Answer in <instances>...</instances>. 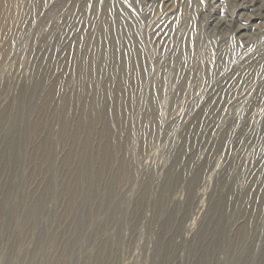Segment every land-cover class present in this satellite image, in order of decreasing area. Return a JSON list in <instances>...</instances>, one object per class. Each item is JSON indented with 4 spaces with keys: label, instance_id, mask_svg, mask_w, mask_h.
<instances>
[{
    "label": "rangeland",
    "instance_id": "374dc122",
    "mask_svg": "<svg viewBox=\"0 0 264 264\" xmlns=\"http://www.w3.org/2000/svg\"><path fill=\"white\" fill-rule=\"evenodd\" d=\"M64 1L21 0L12 11V24L0 32V156L7 144L3 137L12 136L13 129L7 130L10 116L18 112L19 101L24 103L21 111L26 113L22 126L13 133L15 142L18 140L14 143V160L0 164V202L9 200L10 203L0 216V231L16 227L12 219L16 203L19 205L17 217L22 220L20 226L26 228L27 214L22 207L25 195L40 198L38 200L43 198L44 201L48 187L59 188V191L64 188L59 183L62 173L65 175L64 185L71 177L72 171L67 168L70 166L62 168V164L72 143L70 128L78 116L73 100L80 89L79 70L75 68L74 57L67 58V53L52 64L49 49L53 42L62 40L60 35L67 29L73 34L79 29L87 38L95 22L65 25L67 9L63 6ZM119 1L131 7L140 18L142 37L150 57L149 87L140 97L137 94L134 106L137 102L145 106L147 94L154 90L158 97L159 122L155 138L143 148L139 137V144L136 142L133 152L129 153L132 177L122 185L118 201L112 205L115 208L113 221H110V175L102 193L105 209L97 218L95 227L106 232L107 246L111 249L108 264H262L264 17L248 16L264 14V0H171L174 8L161 0ZM243 1L259 7L251 12V8L239 6ZM215 4L220 6L221 11L223 8L222 12L230 19L221 28L214 26V18L221 12H209ZM15 6L16 3L13 8ZM241 12L248 14L240 17ZM239 24L252 25L247 30V36L239 37L236 32ZM69 40L62 44V49ZM222 83L231 88L227 93L228 101H215L203 108L212 87ZM255 100L257 104H254ZM145 109L134 110L133 118H139ZM204 109L207 121L202 124L194 143L196 160L188 180L207 163L205 161L211 151L213 156L210 165L200 170L205 179L198 185L202 193L193 205L191 196H187L189 181H183L185 183L173 188L174 191L170 185L166 191L164 184L182 143L183 133ZM210 123L213 125L211 130L207 128ZM30 132H34V138ZM231 134L233 137L230 139ZM225 135L230 152L220 147L221 138ZM209 137L212 141L206 144ZM98 140L99 135H96L94 148ZM18 146L22 158L16 153ZM78 151L74 150L72 157ZM26 152L33 157L34 165L27 166L28 161L23 164L25 157L22 155ZM189 160L191 162V157ZM244 168V171L241 170ZM257 175H260L259 181L252 188L251 176ZM250 191L251 195L248 194ZM86 193L89 197L93 196L94 188L89 187ZM142 195L145 196V206L139 211L137 206ZM243 198H251L252 203L239 208L238 202ZM156 199L162 201V216H157L158 208H154ZM82 201H78L82 210L89 211L90 204ZM218 203H221L218 212L220 220L210 223L211 206ZM197 204H200L199 208H196ZM44 209L29 244L21 245L22 239L16 236L17 233L8 236L7 243L0 238L3 256L6 257L2 264H8L9 260L12 264H36L31 262L30 256L35 249L40 253L44 251L46 244L42 247L39 241L45 233L65 232L66 222L71 218L60 225L61 222L59 224L54 218L57 210L54 201L48 202ZM167 215L172 216L167 222L172 220L173 224L172 230L164 235L168 223L163 224L165 219H169ZM245 224L250 226V232L241 256L234 249L239 248L241 237L236 240L235 234ZM185 225H188V231L182 238L177 233L185 229ZM243 233H246L245 229ZM97 241L98 244L87 243L80 250L86 256L99 253L103 241ZM53 252L52 257H56L57 252ZM85 260L90 259L85 257ZM74 262L69 264H76Z\"/></svg>",
    "mask_w": 264,
    "mask_h": 264
},
{
    "label": "bare ground",
    "instance_id": "6f19581e",
    "mask_svg": "<svg viewBox=\"0 0 264 264\" xmlns=\"http://www.w3.org/2000/svg\"><path fill=\"white\" fill-rule=\"evenodd\" d=\"M19 1L21 0H0V32L3 28L12 24V11L17 8ZM93 2H91V0L64 1L63 6L67 9L64 20L65 25L69 24L70 26H78L84 21L88 23L94 21V28L92 32L88 34L87 38H85V34H83L82 31H79V29H76L77 32L74 34L72 31L71 33H68V29V31H62V35H60V39L62 38V40L53 42L49 49V58L52 64L55 63L59 57H63L65 56V53H67V58L70 59L74 57L75 68L79 70L78 79L80 81V89L73 100V104L78 110V116L77 120L70 128L72 143L69 153L62 164V168L67 165L70 166L67 168L72 171L71 177H69L67 185H64L65 175L62 173L59 178V183L60 186L63 184L64 188L59 191V188L48 187L46 189L47 198H45L44 201L42 200L43 198L38 200L40 198H33L31 195H25L22 207L27 214L25 220L26 228L20 226L22 220H19L17 217L19 205L16 203L14 204L12 215L16 227L9 231H7L8 229L0 231V238L5 243L9 240V238H7L8 236L10 237L17 233L16 236H18L20 240L22 239L20 244H29L32 240L34 231L38 227V221L45 210V206L47 208V203L54 201L57 206L54 218L58 223L60 224L61 222L60 225H62L67 219L71 218V220L66 222L67 227L65 232L58 233L57 231H51V233H45L41 239L39 238V245L44 247L46 244V246L45 249L43 248L44 251H42V253L35 249L34 253L31 254V262H35L36 264L38 262L42 264H69L74 260L76 264L109 263L111 256L109 255V252L111 249L109 250V246H107L109 241L105 237L106 232L105 230L97 229L95 227L97 218L105 209L102 193L106 190L105 185H107L110 175V221H113L115 220V208L113 209L112 205L114 202L118 201L117 199L122 185L132 177L130 168L132 165L128 158L130 157L129 153L132 151V148H134L133 146H135L139 137H141V141L139 142L140 146L143 148L153 137L155 138L157 131L156 127L159 122L157 110L158 97L154 90H152V93L147 94L148 98L145 106L140 105L138 102L134 106L137 94H139L140 97L142 94H145L144 90L149 87L147 80L150 75V57L145 41L142 37V22L140 21V18L137 16L136 12H133L131 7L128 5L127 7L119 0H94ZM161 2L164 4L167 3V6L174 8L171 0H161ZM15 3L16 6L13 8ZM215 5L210 7L209 12L210 14H215L217 11L221 12L214 18V21H216L214 26L221 28L226 26L230 19L226 18L223 13V8L222 12L219 9L220 6ZM239 6L248 7L249 9L251 8V12H254L259 7L252 3L245 4L244 1L241 2ZM241 13L240 17L241 15L248 14L247 12ZM214 14L210 15V17ZM68 17H70V20H68ZM248 17H264V14L261 13L259 16L249 15ZM249 27H252V25L239 24L236 30L239 37L247 36V30ZM68 38H70V40ZM65 39L69 40V43H67L62 49V44L66 42ZM57 53L59 54L57 55ZM182 86L183 83L180 85V91ZM230 90L231 88L229 85L225 83L214 85L203 108L208 107L215 101L220 103L221 101L226 102L228 99L227 93L229 94ZM257 103L258 101L255 100L254 104ZM23 105V102H18V112H15L14 115L10 116V124L7 132H9L10 129H13L14 133L19 126H22L26 115L25 110L21 111ZM144 107L146 108L145 113L137 119L133 118L134 110L137 109L139 112L142 108L144 109ZM201 111L194 117L193 122L183 133L182 143L176 151L174 161H172L171 166L169 165L170 169L168 168L169 172H167V181L164 184L167 191L169 185L170 188L173 189L182 186L181 183H183V181H189V193L187 196L189 198L191 196L190 202L193 205L195 201L198 200V197L201 196L200 192L202 193L200 186L198 187V185L203 181V178L205 179L203 174V177L200 175V170L204 166L210 165L213 156V152L211 151V153H209V158L205 161L207 163L198 169L195 167L197 171H194V177L188 180L189 174L192 173L194 169L196 160L195 156L197 150L194 149V143L197 136L200 134L202 124L207 121L205 109L202 112ZM249 123H251V121ZM212 126V123H210L207 128L211 130ZM13 133L11 138L7 137L9 135L3 137L7 140V144L0 156V164H6V161L14 160V143L18 140L15 142L16 138ZM96 135H99V140L97 147L94 148ZM30 136L34 138V132H30ZM226 136L227 135L222 136V144H220V147L230 152ZM223 137H225V139ZM232 137L233 134L228 138L231 139ZM211 141L212 139L209 137L206 140V144H210ZM74 150L79 151L74 152V157H72V152ZM16 153H18V155L22 154L19 146ZM22 156L25 157L23 160L24 165L27 161V166L35 164L33 157L27 152ZM190 157L191 162L189 160ZM262 168H264V163L262 164ZM245 169L246 168L241 170L244 171ZM229 170L230 169H228V171ZM253 176H251L252 179L250 184L252 188L258 183L260 178V175ZM174 177L176 178L174 179ZM89 187L94 188V195L91 197L86 193V190ZM165 188H163L164 192H166ZM248 194L251 195V191ZM144 197L145 196L142 195L141 200H139L138 203L139 205L137 204L139 211L145 206ZM0 199H2L1 196ZM229 200H231L230 195ZM78 201H82L85 204L89 203L91 206L90 210L87 212H85L84 209L82 210ZM251 203V198H243L238 202V205L239 208H242L244 204L249 205ZM9 204V200H3L0 202V216L4 214V211ZM153 205L155 209L158 208L157 216H162V201L156 199V201L153 202ZM172 205L176 204L172 203ZM220 205L221 203L211 206L212 216L209 219L210 223H212V221L219 222L220 218L218 212ZM199 207L200 204H197L196 208ZM246 214L247 213H245V215ZM185 218H187V216H185ZM2 219H4L5 222V218ZM170 219H172V216H169V219H165L166 222H164L163 225L165 226V223H168L167 220ZM171 221L169 222L170 224L168 223L169 225L167 224L169 227L165 226V232H163L164 235L172 230L171 224L173 223H171ZM60 225L58 228L61 227ZM244 229L246 230V233H243ZM186 231H188V225H185V229L181 230L177 235L184 238ZM249 232L250 226H246L245 224L235 234L236 240L241 237L239 248L234 247L237 253H241V256L245 252L246 248L243 247L246 243ZM98 239L103 241V246L100 245V252L97 254H94L93 252L88 256L84 255L82 250H80L82 249L81 247L87 243H91L92 245L96 244ZM53 251H55V254L57 252L56 257H52L51 252ZM3 253V243H0V264L6 259V257L3 256ZM85 257H88L90 260H85ZM111 259L113 258L111 257ZM8 264H12L10 260L8 261ZM262 264H264V261Z\"/></svg>",
    "mask_w": 264,
    "mask_h": 264
}]
</instances>
